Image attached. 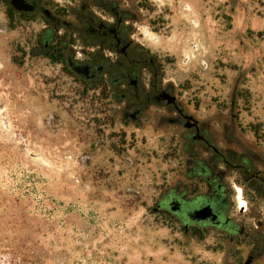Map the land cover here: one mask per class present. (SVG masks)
<instances>
[{
  "label": "rangeland",
  "instance_id": "obj_1",
  "mask_svg": "<svg viewBox=\"0 0 264 264\" xmlns=\"http://www.w3.org/2000/svg\"><path fill=\"white\" fill-rule=\"evenodd\" d=\"M40 1L55 23L8 13L0 1L3 221L18 217V235L54 264H242L250 244L229 246L218 231L184 234L172 214L154 211L178 177L182 129L162 120L173 109L150 106L139 126L124 119L107 83L90 87L67 66L86 49L70 30L82 0ZM116 1L184 113L219 135L217 123L234 122L264 137V0ZM111 7L96 15L111 19ZM46 29L51 48L66 47L62 57L43 50ZM255 205L264 207L251 201L234 218L252 225ZM252 264H264V251Z\"/></svg>",
  "mask_w": 264,
  "mask_h": 264
},
{
  "label": "flooded vegetation",
  "instance_id": "obj_2",
  "mask_svg": "<svg viewBox=\"0 0 264 264\" xmlns=\"http://www.w3.org/2000/svg\"><path fill=\"white\" fill-rule=\"evenodd\" d=\"M0 1L8 13L33 17L41 14L51 24L56 22L40 0H23L32 6L28 11L15 10L13 0ZM110 5L111 19L96 15L95 9L108 12ZM115 8L116 0H82L79 24L70 30L79 35L86 49L81 51V60L67 56V66L90 87L102 88L107 83L110 93L119 98L121 116L138 126L139 117L150 106L173 109L174 114L163 116L162 120L182 129L176 155L178 177L175 188L160 195L154 211L172 214L184 234L218 231L219 237L227 238L229 246L250 244L245 260L250 259L252 264L264 251V222L259 220L264 219V207L258 209L255 205L252 216L255 223L247 226L242 219L234 218L233 213L247 212L251 201L264 205V147L258 144L264 137L256 132L238 133L234 122L217 123L223 130L219 135L212 132V122L198 121L184 113L173 88L162 85L159 63L133 42L124 25V15H119ZM43 33L44 38L39 41L43 50L60 57L66 47L51 48L50 30ZM171 97L174 100L168 102ZM229 176L231 182L226 180ZM238 189L245 202L242 210L238 205Z\"/></svg>",
  "mask_w": 264,
  "mask_h": 264
},
{
  "label": "trees",
  "instance_id": "obj_3",
  "mask_svg": "<svg viewBox=\"0 0 264 264\" xmlns=\"http://www.w3.org/2000/svg\"><path fill=\"white\" fill-rule=\"evenodd\" d=\"M40 44L42 45L41 42ZM22 225L16 216L6 223L0 217V253L9 257L8 264H54L51 262L52 256L49 252L34 247L28 236L18 235L17 232Z\"/></svg>",
  "mask_w": 264,
  "mask_h": 264
},
{
  "label": "water",
  "instance_id": "obj_4",
  "mask_svg": "<svg viewBox=\"0 0 264 264\" xmlns=\"http://www.w3.org/2000/svg\"><path fill=\"white\" fill-rule=\"evenodd\" d=\"M12 5H13L14 9L17 11H28V10H31V8H32V6L30 4H27L23 0H13ZM173 100H174V97H171L170 100H168V102L169 101L172 102ZM185 127H187V125H185ZM206 211L207 210H203L204 213ZM242 264H250V259L245 260Z\"/></svg>",
  "mask_w": 264,
  "mask_h": 264
},
{
  "label": "bare ground",
  "instance_id": "obj_5",
  "mask_svg": "<svg viewBox=\"0 0 264 264\" xmlns=\"http://www.w3.org/2000/svg\"><path fill=\"white\" fill-rule=\"evenodd\" d=\"M237 191H238V205L240 209L242 210L243 208H245V202L240 197V190L238 189Z\"/></svg>",
  "mask_w": 264,
  "mask_h": 264
},
{
  "label": "built area",
  "instance_id": "obj_6",
  "mask_svg": "<svg viewBox=\"0 0 264 264\" xmlns=\"http://www.w3.org/2000/svg\"><path fill=\"white\" fill-rule=\"evenodd\" d=\"M193 50H194V51H197V48H196V46H194V47H193Z\"/></svg>",
  "mask_w": 264,
  "mask_h": 264
}]
</instances>
